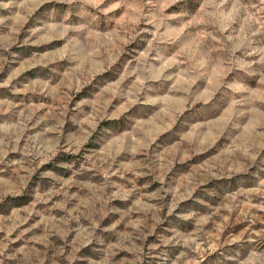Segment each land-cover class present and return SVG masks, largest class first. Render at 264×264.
Here are the masks:
<instances>
[{"label":"rangeland","instance_id":"rangeland-1","mask_svg":"<svg viewBox=\"0 0 264 264\" xmlns=\"http://www.w3.org/2000/svg\"><path fill=\"white\" fill-rule=\"evenodd\" d=\"M0 264H264V0H0Z\"/></svg>","mask_w":264,"mask_h":264}]
</instances>
